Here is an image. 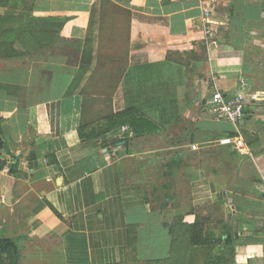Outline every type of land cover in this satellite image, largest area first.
<instances>
[{
  "label": "crops",
  "instance_id": "1",
  "mask_svg": "<svg viewBox=\"0 0 264 264\" xmlns=\"http://www.w3.org/2000/svg\"><path fill=\"white\" fill-rule=\"evenodd\" d=\"M30 7L32 22L62 25L50 44L0 58V126L17 156L15 172L0 168V238L19 264H264V103L235 124L209 105L215 90L264 98V0ZM127 110L158 130H108ZM170 129L185 138L167 161L153 144ZM237 135L242 153L218 144ZM198 220L208 244L189 243Z\"/></svg>",
  "mask_w": 264,
  "mask_h": 264
},
{
  "label": "rangeland",
  "instance_id": "2",
  "mask_svg": "<svg viewBox=\"0 0 264 264\" xmlns=\"http://www.w3.org/2000/svg\"><path fill=\"white\" fill-rule=\"evenodd\" d=\"M33 0H13L9 6L3 8L0 6V58H4L5 55L11 54L15 50L21 48L30 51L38 48L46 41L45 32L51 30V24L42 22H32L29 18L28 8L32 5ZM12 13V16H8V13ZM55 28V27H54ZM50 36V34H49ZM15 42V44H13ZM186 46H182L184 48ZM187 52V51H185ZM170 57L181 61L186 65L188 71H193L194 67L188 63L189 55L185 53H177L173 50L170 52ZM193 73V72H191ZM181 131H175L173 129L161 131L157 137L156 142L153 144V148H158L160 155L164 156L168 161L171 158L170 147L177 145L185 138ZM108 142V140H106ZM200 225L201 222L197 221ZM184 227L178 228V237L183 238ZM9 262V256L0 255V264H7Z\"/></svg>",
  "mask_w": 264,
  "mask_h": 264
},
{
  "label": "trees",
  "instance_id": "3",
  "mask_svg": "<svg viewBox=\"0 0 264 264\" xmlns=\"http://www.w3.org/2000/svg\"><path fill=\"white\" fill-rule=\"evenodd\" d=\"M13 0H0V6L6 7L11 4ZM32 9V7L28 8ZM8 16H12V13H8ZM62 24H54L51 25V30L44 31L45 32V38L43 39L46 42L44 44H41L38 47H42L45 45L50 44L54 37H56L59 33V28H61ZM55 27V28H54ZM50 34V36H49ZM15 44V42L13 43ZM204 48V46H203ZM28 51L21 48L20 50H15L11 54L5 55V57H12V56H20L26 54ZM117 126V127H126L129 126L133 132L134 135H142L145 132H155L158 130V127L150 123L146 118L143 116H140L136 111L134 110H127L120 113H117L115 115H112L108 118V130L111 128V126ZM114 128V127H113ZM117 141H114L112 145H115ZM1 153H5L7 156V159L2 158ZM16 155L9 154L6 149V140L4 139V136L2 134L1 126H0V168L4 166L6 163L9 164V171L15 172V162H16ZM187 229V228H186ZM189 230V243L191 245H205L210 242L207 241L206 237H204L202 226L196 221L194 222ZM0 255H7L9 256V262L7 264H19L20 262V255L19 251L15 245V243L8 238H0Z\"/></svg>",
  "mask_w": 264,
  "mask_h": 264
},
{
  "label": "built area",
  "instance_id": "4",
  "mask_svg": "<svg viewBox=\"0 0 264 264\" xmlns=\"http://www.w3.org/2000/svg\"><path fill=\"white\" fill-rule=\"evenodd\" d=\"M203 20L205 22V28L203 32L206 37V46L209 47V45L214 44L215 41L207 23V21H209L207 11L204 12ZM212 79L215 80V78ZM263 101L264 98H262V95L256 91L246 93L237 89L230 93H222L220 90H215L211 95L209 105L212 111L223 116L228 122L235 124L244 117L245 110L249 104H263ZM218 144L227 146L232 151H237L240 153L246 151V145L239 135L232 137L225 136L218 140ZM191 147L193 150L197 148L196 145H192Z\"/></svg>",
  "mask_w": 264,
  "mask_h": 264
}]
</instances>
